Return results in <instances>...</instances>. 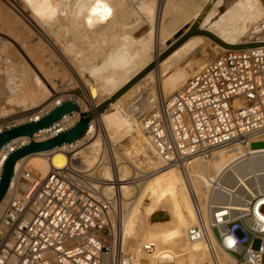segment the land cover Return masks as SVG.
<instances>
[{
	"label": "bare ground",
	"instance_id": "6f19581e",
	"mask_svg": "<svg viewBox=\"0 0 264 264\" xmlns=\"http://www.w3.org/2000/svg\"><path fill=\"white\" fill-rule=\"evenodd\" d=\"M209 1L25 0L27 6L33 11L32 19L35 24L32 28L29 26L31 28L29 31L38 37L42 48L38 49L37 45L35 47L27 39L22 38L25 33L21 32L20 23L24 21L19 19L18 15L12 14V9L9 12V10L3 11L0 8V30L5 28L4 32L6 31V33L2 34L8 36V39L6 36H0V52L10 49L7 50L9 53L6 54L7 56L5 52L3 55L7 57L6 61L11 59L15 64L18 57L23 58L27 64L32 63L36 67L43 66V58L45 61L64 64L69 76L76 78L83 85L88 98L91 100L90 106L95 108L114 96L187 34ZM224 2V0H215L198 24V28L211 32L230 45L250 43L249 39L256 30L258 23L249 30L246 37L242 38L243 34H247L248 25L246 24L247 27L243 30L239 28L232 30L229 17L224 15L219 17L221 13H225ZM209 42L215 44L218 52L229 50L207 35H191L118 96L100 115L93 117L98 122L101 133H95L93 136L88 135L85 139L80 140V143H83L84 140L89 139L87 145L78 151V157L83 159L82 162H84L87 170L97 166L100 161L106 162L105 143L111 150L110 155L113 157L114 164L112 162V169L108 166L104 168V179L106 180L104 182L107 185L106 191L111 197L113 205L117 201L123 207L130 205L125 219H122V227L119 224V232L116 227V244L118 247L125 251V244L129 239L134 246L130 264H143L142 261L146 258H148L147 261L149 260L147 264H232L235 261V254L226 247L231 244L230 236L223 235L221 237L211 231L213 246L207 243V240L192 239L190 230L199 219L194 206V197L198 195L201 199L204 207L203 214L207 218L208 209H206L205 203L211 193L208 187L211 179H225L228 188L232 191H239L240 189H246L245 192L247 189L252 191L249 187V179L253 175L251 176L250 173H255L254 177L261 175L258 171L260 169L257 168L262 161L258 159L264 157V147L253 148L249 143L248 145L219 149L211 158H195L187 162L183 169L175 166H164L162 160L140 132L144 140L141 143H137V140L135 144L132 143L127 153L130 155L129 158H133V154L138 155L142 152L147 157L154 172L139 174L138 168L132 169V175L130 174L131 158L123 157V154L115 148V144L120 142L122 138L139 131L123 112L124 108L131 105V102L124 104L125 99L127 101L128 97L146 89L147 85L149 86L156 80L158 85L160 83V88L163 91L161 93L166 97L167 93L173 94L184 87L185 81L198 68H201L207 59H210L196 57L187 62L188 57L190 55L195 56L201 51L206 52V55L211 57L213 55L211 50L210 52L207 51ZM217 51L216 53H218ZM16 66L14 65V67ZM18 67L14 69L12 67L8 70V81H13V77L18 73L21 76V83L25 85L30 81L33 83V88L27 90L26 88L23 89V86L20 88V85L13 83L6 95L7 100L10 103L15 101L16 103H23L26 105V109L39 105L44 107L43 110H33L31 113L34 115L31 117H36L46 110H50L65 100V96L69 99L75 97L72 94L59 95L55 86L47 80L48 75L43 76L44 71L42 73L39 68L35 71L34 68L31 69L30 64L28 67L31 68L23 66L25 68L22 69V67ZM86 73L92 76V79L87 83L83 79ZM143 91L145 93V90ZM237 104L243 105L244 100H237ZM81 106L84 112L89 111L87 110L90 107L88 101L84 100ZM76 117L79 118V115L68 117L62 121L59 128L74 123ZM54 132L55 129L45 130L38 137L50 136L49 134ZM97 135L104 136V143L97 139ZM19 140L26 141L28 139L21 138ZM10 149L11 146L1 150L0 161L6 158ZM66 149V147H62L52 152L36 153L19 160L16 175L19 174L22 167L31 172L37 169L43 177L48 174L51 167L65 168L69 163ZM78 163V161L73 162V166H77ZM240 163H246L249 167L252 166L249 168L251 172L248 171L249 175L243 177L239 173L240 179L238 178L235 183L231 182L233 178L229 177V179L228 175ZM233 173L236 174V172ZM140 176H143L142 179ZM111 179L118 183V188L115 190L108 185V180ZM199 182L203 183L202 186L199 185ZM24 185L23 182L19 183L20 187H24ZM15 186L16 182L14 181L0 203V210L8 203ZM165 195L168 197L164 200L163 196ZM252 195L258 196L254 193ZM131 198L134 199L128 201ZM147 198L151 200L148 204L145 203ZM247 207L249 204L244 201L242 203H227L222 208L245 209ZM165 210L169 211L170 214L164 213ZM228 210L223 209L219 215L228 213ZM173 246L179 249H174L175 252L170 250L173 249Z\"/></svg>",
	"mask_w": 264,
	"mask_h": 264
},
{
	"label": "built area",
	"instance_id": "2783aa9c",
	"mask_svg": "<svg viewBox=\"0 0 264 264\" xmlns=\"http://www.w3.org/2000/svg\"><path fill=\"white\" fill-rule=\"evenodd\" d=\"M256 42H264V18L250 38ZM123 112L164 166L184 169L187 162L211 158L219 149L264 142V46L229 49L170 96L139 94ZM95 133L101 128L92 119L86 136ZM80 140L64 146L65 168L51 167L43 177L22 167L12 179L16 186L0 210V264H130L132 256L116 244L114 207L101 175L107 161L87 170L78 151L89 139ZM108 185L118 188L114 179ZM208 187L207 218L201 199L194 197L199 219L190 230L192 239L213 246L211 231L228 235L232 264H264V190H255L258 196L232 191L222 178L211 179ZM244 201L249 204L245 209L222 208ZM223 209L228 213L219 215ZM255 240L261 241L258 249Z\"/></svg>",
	"mask_w": 264,
	"mask_h": 264
},
{
	"label": "rangeland",
	"instance_id": "374dc122",
	"mask_svg": "<svg viewBox=\"0 0 264 264\" xmlns=\"http://www.w3.org/2000/svg\"><path fill=\"white\" fill-rule=\"evenodd\" d=\"M2 1V2H1ZM225 2H224V5L226 6V10H225V13H221L220 15H219V17L222 15H224V16H228L229 17V24H230V26H232V30L234 29V30H238V28L239 29H241V30H243L244 28H246L247 27V25H248V28H247V34H243L241 37L242 38H244V37H246L247 35H248V32H249V30L250 29H252L253 27H254V25L255 24H257L260 20H262L263 18H264V0H224ZM227 2V3H226ZM0 8L3 10V11H8L9 10V12H11V9H12V14H15V15H18V17H20L19 19H22L24 22H22L21 21V23H20V29H21V32L24 34L23 36H22V38H25V39H27L30 43H32L35 47H36V45L38 46V49H40V48H42V46H40V42H39V39H38V37L35 35H33L32 34V32H30L29 31V29H31L32 27H34V21H33V19H32V14H33V11L31 10V8L30 7H28L27 6V4H26V2H25V0H0ZM236 5V6H235ZM10 8H9V7ZM231 8H230V7ZM238 6V7H237ZM233 7H235V8H233ZM233 8V9H232ZM239 8V9H238ZM230 10V11H229ZM15 11V12H14ZM237 13V14H236ZM238 15V16H237ZM232 17V18H231ZM247 24V25H246ZM25 25H27L28 26V28H27V26H25ZM31 28H30V27ZM236 27V28H235ZM4 30H5V28H3V29H1L0 30V36H6V35H3L4 33H6V31L4 32ZM3 33V34H2ZM25 36V37H24ZM26 36H28L27 38H26ZM8 36H6V38H7ZM30 37V38H29ZM8 39V38H7ZM9 40H12V39H9ZM250 40V39H249ZM13 43H14V41H12ZM19 43H21L20 42V40H19ZM14 44H16V43H14ZM13 47H14V45H12ZM215 47V48H214ZM7 50L9 51L10 49H6V50H3V51H1L0 52V130H1V127H5L6 125H9V124H11V123H20V122H23V121H27V120H29V118L31 117V116H33L34 114H32L31 112L33 111V110H43L44 109V107H42V106H35V107H33V108H29V109H26L25 108V104H21V103H16V101L15 102H12V103H10V102H8V100H7V94H8V90L10 89V87H12V85H13V83L16 85H20V88H23V89H27V90H30V89H32L33 88V83L32 82H30L29 81V83L27 84L25 81L23 82L25 85H23L21 82V76H19V74L17 73V72H15V73H17V74H15V77H16V79H15V77H13L12 79H13V81H8V70L9 69H12V67H13V69L14 68H16V67H22V69H24L25 67L26 68H31V69H33L34 68V70L36 71V69L38 70V68H39V70L43 73V71H44V75L43 76H47L48 75V77H46L47 78V80L49 81V83L51 84V85H53V86H55V89H56V91H57V93H59V95H69V94H72V95H74L75 97H73L74 99H76L77 101H79L80 102V104L82 103V102H84V100H86V102L88 101V104H89V106L91 105L90 103V99L88 98V96H87V94H86V92H85V90H84V87H83V85H81L78 81H77V79L76 78H74V77H71V76H69V72H67V67H65V65L64 64H62V63H54V62H51V61H49V60H44V58H43V61L44 62H42V65L43 66H35V65H32V63H29L30 65H31V67H28L29 66V64H27L26 63V61L23 59V58H20V57H18V55H17V57H18V62L16 61V64L14 63V61H11V59H9L8 61H6V58L7 57H5V55L7 54H9V53H7ZM210 50H211V53L213 54V55H211V57H208L207 55H206V52H199L197 55H190L189 57H188V61L187 62H189V61H191L192 59H194V58H198L199 57V59H205V58H210V59H212V58H214V57H216L217 55H219V54H221V53H223V52H218L217 51V49H216V46H215V44L213 43V42H209L208 43V46H207V51L208 52H210ZM218 52V53H216V51ZM215 51V52H214ZM3 52H5V55H3L4 53ZM6 55V56H7ZM3 57H4V59H3ZM4 61H3V60ZM20 59V60H19ZM210 59H207L206 61L208 62ZM6 61V62H5ZM206 61L204 62V63H206ZM17 63H19V64H17ZM26 63V64H25ZM203 63V64H204ZM14 65L16 66V67H14ZM25 66V67H23V66ZM26 65H28V66H26ZM12 66V67H11ZM54 66V67H53ZM203 66V65H202ZM18 67V68H19ZM63 68V69H62ZM43 69V70H42ZM46 69H47V72H46ZM49 69V70H48ZM200 68H198V70H199ZM197 70V71H198ZM39 71V72H40ZM46 72V73H45ZM53 72V73H52ZM195 73V72H194ZM193 73V74H194ZM47 74V75H46ZM57 74V75H56ZM18 76V78H17V76ZM51 75V76H50ZM88 75V76H87ZM5 76H7V77H5ZM50 77V78H49ZM51 80H49V79ZM19 79V80H18ZM76 79V80H75ZM83 79L86 81L85 83H87V82H89L90 81V79H92V76H91V74H89V73H86L85 75H84V77H83ZM89 79V80H88ZM187 81H188V79H187ZM187 81H185V83L187 82ZM16 82V83H15ZM183 83H184V81H183ZM22 84V85H21ZM21 86H23V87H21ZM32 86V87H31ZM148 87V88H147ZM147 87H146V89H142L140 92L138 91V92H136V93H134L133 94V99H132V97H128V98H130V99H128L127 98V101H126V99H125V101H124V104H126V103H130V102H132V100L134 101L136 98H137V96L139 95V94H142L144 91L143 90H145V93H152V91H154V93L155 92H157V91H159V92H163L162 91V89L160 88V83H159V85H158V81L156 80V82H154L153 81V83H150L149 84V86L147 85ZM147 91V92H146ZM7 92V93H6ZM144 94V93H143ZM166 94V93H165ZM172 93H167L166 95L167 96H170ZM67 96H65V99H69L68 97L66 98ZM135 98V99H134ZM17 105H16V104ZM21 104V105H20ZM91 109H93L91 106L90 107H88V109L87 110H91ZM10 111V113H8L9 111ZM124 110H126V108H124ZM8 111V112H7ZM128 136V135H127ZM127 136H125L124 138H122L121 140H120V142H118V143H116L115 145V148L121 153V154H123L122 156L123 157H127V159L129 158V156L130 155H128V153L127 152H129V149H130V147L132 146V143L133 144H135V141L137 142V143H141V141L142 140H144V138L142 137V135H141V133H140V131H137V132H133V133H131L128 137ZM133 138V139H132ZM97 139L100 141V142H102V143H104V136L103 135H97ZM135 139V140H134ZM134 141V142H133ZM88 143V142H87ZM103 145V144H102ZM104 146V145H103ZM264 146V142L263 141H256V142H254L253 144H252V147L253 148H260V147H263ZM105 152H106V161L108 162L105 166H104V168L106 167V166H108V167H111V169H112V167H113V164H114V160H113V157L110 155L111 154V150H110V148L109 147H107V144L105 143ZM82 149V148H81ZM80 149V150H81ZM131 151V150H130ZM110 152V153H109ZM110 155V156H109ZM136 155V156H135ZM133 154L132 155V157L133 158H129L130 159V161H131V163H130V166L132 167L131 168V172H130V174L132 175L133 174V170H135V169H138V170H140V171H138L139 172V174H145V172H150V171H152L153 170V167L148 163V159H147V157L142 153V152H140V153H138V155L137 154ZM79 159H80V156L78 157ZM112 158V159H111ZM262 161H261V160ZM83 160V159H82ZM132 160H133V162H132ZM136 160V161H135ZM258 160H260L261 161V164H260V166H258V168L257 169H260V170H258L259 171V173H261V175H259L258 177H257V175H255V177H254V174L255 173H250L251 174V176L253 175V177L251 178V179H249L250 181H249V183H250V188L252 189V191L251 190H248L247 189V191H249L248 193L249 194H252V193H254V194H258L255 190H257V189H261V190H264V157H260ZM78 162H79V160H78ZM112 162H113V164H112ZM84 163V162H83ZM247 163V162H246ZM246 163H240L239 165H237V166H235L236 168H235V170L233 171V172H236V174L235 173H233V172H231L230 173V175H228V178L229 177H231V182H236L237 180H238V178L241 176V177H243L244 175H249L248 173L249 172H251L250 170H249V168H251V167H249V165H247ZM131 164H134V165H131ZM246 164V165H245ZM148 166H150V167H148ZM133 167H135V168H133ZM89 168H91V167H89ZM88 168V169H89ZM104 168H102V170H101V175L103 176V178H104V173H105V170H104ZM240 168V169H239ZM133 169V170H132ZM152 169V170H151ZM245 169V170H244ZM256 169V168H255ZM144 172H143V171ZM238 172H237V171ZM249 171V172H248ZM34 174H37V175H41V176H43L42 174H39L38 173V170L37 169H34L33 171H32ZM103 173V174H102ZM239 173H240V176H239ZM243 174V175H242ZM232 175H235V176H232ZM142 177L143 176H140V179H142ZM248 177V176H247ZM230 179V178H229ZM235 179V180H234ZM240 179V178H239ZM133 180V179H132ZM141 181H144V180H141ZM202 184L203 183H200L199 182V185H201L202 186ZM244 190V192H245V190L246 189H243ZM251 192V193H250ZM116 196V195H115ZM115 196H113V198H115ZM110 197V196H109ZM167 195H165V196H163V198H164V200L165 199H167ZM111 198V197H110ZM134 198H131L130 200H128V201H132ZM118 200V199H117ZM150 199L149 198H147L146 200H145V203L146 204H148V203H150ZM129 206L130 205H127V206H125V207H123V205L120 203V202H118L117 201V203L115 204V205H113V222L115 223V230H116V227H117V230H118V232H119V229H120V225H121V227H122V219H125V215L127 214V212L129 211L128 209H129ZM167 210H169V209H167ZM164 213H167V214H170V212L169 211H164ZM124 221V220H123ZM120 224V225H119ZM119 228V229H118ZM240 234H241V232H239ZM260 244H261V241L260 240H255V242H254V248H256V249H258L259 247H260ZM133 245H132V242H130V239L126 242V244H125V253H127V254H129V255H132L133 254ZM170 249V248H169ZM174 249H176V250H178L179 248L178 247H176V248H174V246H173V249H170V250H173L174 251ZM175 252V251H174ZM133 256V255H132ZM147 259L148 258H146V259H143V264L145 263V264H147L148 262H149V260L147 261ZM263 263H264V257H263Z\"/></svg>",
	"mask_w": 264,
	"mask_h": 264
},
{
	"label": "water",
	"instance_id": "95a60500",
	"mask_svg": "<svg viewBox=\"0 0 264 264\" xmlns=\"http://www.w3.org/2000/svg\"><path fill=\"white\" fill-rule=\"evenodd\" d=\"M214 1L215 0H210L207 3L187 34L179 39L174 45H172L167 51H165L160 57L152 62L114 96L101 105L84 112L79 101L74 98L65 99L50 110H46L44 113L39 114L36 117H31L30 120L20 123H13L7 128L0 130V152L2 149L11 146V150L7 154L0 177V203L10 189L12 179L16 175V167L19 160L32 154L55 151L58 148H62L65 145L72 144L84 138L88 133L93 117L100 115L118 96L126 91L131 85H133L137 80H139L143 75H145L150 69H152L191 35H207L221 44L223 47L229 49L264 46V42L230 45L222 41L211 32L200 30L198 28V24L203 19ZM76 114L79 115V118L76 122H74L71 126L59 128L62 121L68 117H74ZM52 129H55V132L52 135L43 138L36 137V135H39L42 133V131H51ZM21 138H27L28 140H19Z\"/></svg>",
	"mask_w": 264,
	"mask_h": 264
},
{
	"label": "crops",
	"instance_id": "0c3cea01",
	"mask_svg": "<svg viewBox=\"0 0 264 264\" xmlns=\"http://www.w3.org/2000/svg\"><path fill=\"white\" fill-rule=\"evenodd\" d=\"M76 119L78 120V117H76ZM75 119L74 122H76L77 120ZM13 123L9 124V125H6L4 128H7L8 126L12 125ZM73 123L69 124V125H66V126H71ZM1 129H3V127H1ZM49 135H52V134H49ZM43 136V135H42ZM36 137H38V135H36ZM264 147V146H263Z\"/></svg>",
	"mask_w": 264,
	"mask_h": 264
}]
</instances>
